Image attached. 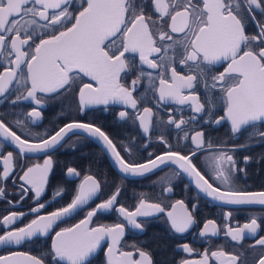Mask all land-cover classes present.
I'll use <instances>...</instances> for the list:
<instances>
[{"label": "snow or ice", "instance_id": "snow-or-ice-1", "mask_svg": "<svg viewBox=\"0 0 264 264\" xmlns=\"http://www.w3.org/2000/svg\"><path fill=\"white\" fill-rule=\"evenodd\" d=\"M149 5L159 14L155 19L153 14H146L145 8ZM255 9L261 10L260 20L256 19ZM249 17L256 28L254 33L245 30ZM165 18L167 30H164ZM154 54L156 58L150 59ZM135 55H138L140 65L150 69L163 68L170 73V78L164 79L163 72L153 76L152 72L143 71L134 59L129 58ZM0 57L5 61L0 71V103L7 100L14 105L31 100L41 106L49 94L62 95L75 88L79 112L95 106H105L107 110L111 104H120L135 111L131 115L127 110L120 111L118 119L138 121L143 133L148 134L154 127L153 109L138 108L139 101L133 93L142 80H147L149 88L158 80L159 87L155 89L158 104L164 101L180 105L188 103L194 114L205 112L215 124L230 121V131L234 135L247 130L248 142L239 147H251L252 141L264 142V131L260 130L264 126V0H0ZM225 62L222 71L212 73V66ZM177 63L187 67V75L177 72ZM133 71L137 73L135 78L125 86L122 78H127ZM85 78H90L91 82H83ZM198 85L207 90L204 102L197 92ZM217 89L218 94L212 95ZM12 96L14 99H9ZM145 96L146 92L140 99ZM217 104L223 106L225 114L213 120V109ZM27 116L35 123L42 118V113L38 107H33ZM192 119L181 117L177 120L169 115L167 123L182 130V126ZM13 123L25 127L20 120ZM70 134L99 143L102 151L110 155L115 166L126 176H145L175 164L178 169L172 175L186 173L207 197L226 205L264 207V191L235 190L239 187L235 184L236 160L229 153L236 151V147L225 150L222 145L214 146L210 139L205 140L203 131H197L191 137L184 133L183 138L190 139L193 145L188 155L171 151V145H168V151L144 163H129L109 135L95 123L72 120L53 134L36 133L39 142H32L21 139L0 119V136L15 144L20 154L53 149ZM158 139L167 144L163 136ZM79 142L73 141L71 146L75 147ZM120 143L125 154L131 156V149ZM3 146L0 142V147ZM202 149L208 153L204 157L205 167H211L214 182L219 181L226 190L214 187L193 163ZM2 159L4 167L0 178L7 179L14 168L13 153L8 152ZM250 159L248 156L243 158L245 163ZM51 167L52 157L49 156L43 165L27 167L20 177L34 190L37 202L45 190ZM240 171L244 172V169ZM67 174L79 175L73 167L67 168ZM168 175L160 177L162 185H170ZM25 184L20 185L24 195L29 190ZM100 190L101 183L95 177L85 176L70 203L47 215L38 214L45 207L38 203V207L31 209L37 217L24 227L5 231L0 235V245H18L37 234H48L57 221L87 205L98 197ZM64 191L59 188L54 198ZM172 191L171 186L162 188V192ZM4 195L5 189L0 187V197ZM119 195L118 186L108 199L88 211L85 219L56 231L50 254L45 255H50L55 264H90L102 243L108 240L106 264H154L151 254L136 244L131 245L132 251L121 249L125 224L142 232L144 226L138 218L166 214L171 229L185 233L196 223L193 213L197 203L189 210L184 200H176L168 210L162 203L148 202L141 194L134 210L130 211L123 205L117 206ZM113 210L125 223L90 226L97 212ZM24 215L26 213L12 212L3 217V224L12 225ZM231 215V212L225 214L223 226L224 235L231 241L239 243L246 235L253 238L258 235L261 225L257 218L232 227L227 223ZM220 231L215 220H207L200 235L216 236ZM179 247L186 252L193 251L188 244ZM248 247L264 249V235ZM211 258L219 264H247L243 252L229 253L222 247L217 251L205 250L200 259L181 260L179 264H210ZM0 264H45V261L26 252H13L9 256H0ZM161 264H168L167 259H162ZM253 264H264V254Z\"/></svg>", "mask_w": 264, "mask_h": 264}, {"label": "flooded vegetation", "instance_id": "flooded-vegetation-1", "mask_svg": "<svg viewBox=\"0 0 264 264\" xmlns=\"http://www.w3.org/2000/svg\"><path fill=\"white\" fill-rule=\"evenodd\" d=\"M146 14H153L155 19L159 14L154 13L152 7L149 5L145 8ZM256 19L260 20L261 10L255 9ZM167 30V18H165V28ZM246 32L254 33L256 28L251 18H248L246 24ZM27 50V49H25ZM179 51V49H177ZM128 55V54H126ZM14 59V57H12ZM134 59L136 65L145 72H152L153 76L164 73L163 78L169 79L170 73L161 69H150L147 65L139 64V57H129ZM151 58H156L155 54ZM159 62V61H158ZM5 61L0 57V71L3 70ZM177 72L184 75L188 74V69L184 65L177 63ZM226 67V62L212 66V73H218ZM136 71H133L127 78H122V83L128 86L131 79L136 76ZM85 83L91 82L90 78H85ZM15 87V85H14ZM159 87L158 80L155 81L152 88H149L147 80H142L137 91L133 95L138 99V108L151 107L153 109V125L154 127L148 134H144L143 130L139 127L138 121H121L118 119L120 111H129L131 115L133 111L127 109L120 104H111L107 106H95L86 109L83 113L78 111L77 107V90L74 88L70 93L62 95L49 94L45 98V103L41 106H36L31 100L19 101L16 104H10L7 100L0 103V119L8 125L12 131L21 136V139H31L32 142H39L36 133L53 134L59 127L78 120L85 123H95L101 127L109 137L116 144L117 149L125 160L129 163L135 161L141 163L149 158H154L165 151H168V145H171V151H179L182 155H188L189 150L193 148L191 140H185L184 133L187 132L189 137L197 131H203L205 140H211L214 146L222 145L225 150L236 147V151L229 154L233 155L236 160V179L235 184L239 187L235 190L252 191L264 190V142L252 141V146L243 148L239 147L247 143V130L241 131L238 134H232L230 131V121H223L220 124H215L209 120L205 112L194 114L189 104L180 105L173 101H164L157 103L158 92L155 91ZM146 92L143 100L140 99L141 95ZM197 92L200 95L201 102H204L207 90L200 85L197 86ZM187 94V92H185ZM218 89L212 95H217ZM43 95V94H40ZM9 99H14V96ZM33 107H38L42 113V118L35 123L27 116ZM223 106L217 104L213 109L212 119L224 115ZM169 115L179 120L183 117L188 120L193 117L191 122L182 126V130H177L174 125L167 123ZM15 120L23 122L25 127L17 126L13 123ZM264 131V126H261ZM31 132V135H30ZM163 136L167 144L161 142L158 137ZM79 140L80 142L72 147L73 141ZM0 142L3 147H0V177L3 175V159L2 156L7 155L8 152L13 153L14 168L7 179L0 178V187L5 189V195L0 197V235L5 231H12L16 228L26 226L37 215H47L48 213L57 210L60 207L66 206L71 202V199L76 194L80 183L85 176L91 175L101 183V190L98 197H94L87 205L82 206L73 215L67 217L63 221L56 223L48 234H37L36 237L28 238L20 244L0 245V256H9L13 252H26L31 256H36L45 261V264H55V261L50 258L51 243L55 237V232L62 228L71 227L79 221L85 219L88 211H91L97 204L108 199L109 196L115 192L116 188L120 187V195L117 199V206L123 205L130 211L134 210V205L141 198L152 203H162L166 209L171 203L176 200H184L188 205L189 210L192 205L197 203L193 215L196 223L185 233H177L170 227V223L166 214H156L155 216L142 219L138 218V222L144 226V231L133 230L125 224V235L121 240L120 247L125 251H132V244H136L142 250L148 251L154 264H161L162 259H167L168 264H179L181 260H196L200 259L205 250L217 251L221 247L224 251L234 254H245L247 264H253L254 260H258L261 254H264V249L257 247L255 250L250 249L248 246L255 243V239L260 235H264V207L259 205L253 206H224L214 203L204 197L201 193L194 188L185 175L180 172L178 176L172 175L178 168L169 165L163 167V170H155L153 173L146 174L145 176H126L119 173L110 158L104 151L101 145L95 143L90 139H85L83 136L69 135L65 140L53 149L38 152V153H24L20 154L18 147L9 140H4L0 136ZM123 142L131 149L132 155H126L121 146ZM149 154H152L150 157ZM207 150L202 149L197 152L193 163L202 172L210 183L215 187H221L219 181L214 182V177L211 167H205L204 157L207 155ZM49 156L52 157V167L48 174V181L45 185V190L38 198L34 196V190L31 186L25 184L20 179L23 172L27 167L34 164L43 165L44 160ZM250 157V161L245 163L243 158ZM210 164V162H209ZM73 167L77 169L78 176H69L67 168ZM240 169H244L241 172ZM245 172L247 175H245ZM168 175L170 180L169 184H163L160 177ZM25 184L29 190L24 195L20 190V185ZM171 186L173 191L171 193L162 192L163 187ZM65 191L60 196L54 198V193L59 188ZM24 198L21 200V196ZM38 203L45 204L39 213L32 212L31 209L38 207ZM12 212L26 213V215L17 219L12 225H4L3 217L10 215ZM231 212V217L227 218L229 226L235 227L237 224L243 225L249 222L250 218H257L258 224L261 225V230L258 235L253 238L246 235L242 242H233L230 237H226L223 233V226L226 223L225 214ZM207 220H215L217 226L221 229L219 235L201 236L200 232L203 225ZM115 223H125L123 218L116 211H107L104 213L97 212V215L92 218L90 226L97 225H112ZM110 243L108 240L102 243L101 248L91 258L90 264H106V249ZM188 244L193 251L186 252L181 247ZM66 264V262H61ZM210 264H219L215 258H211Z\"/></svg>", "mask_w": 264, "mask_h": 264}, {"label": "water", "instance_id": "water-1", "mask_svg": "<svg viewBox=\"0 0 264 264\" xmlns=\"http://www.w3.org/2000/svg\"><path fill=\"white\" fill-rule=\"evenodd\" d=\"M63 142V141H62ZM61 142V143H62ZM58 146V145H57ZM50 150V149H49ZM42 152V151H41ZM32 153H38V152H32ZM108 157L110 158V160H111V163L113 164V166L115 167V169L119 172V173H121V174H123L122 172H120L119 171V169L115 166V164H114V162H113V160H112V158L110 157V155H108ZM145 162V161H144ZM144 162H141V163H144ZM170 165H173V166H175V167H177L178 168V166L177 165H175V164H170ZM183 173V172H182ZM184 175H185V177L188 179V181L191 183V185L194 187V188H196L197 189V191L199 192V193H201L200 191H199V189L196 187V185H195V183H194V181H192V179L190 178V177H188V175L186 174V173H183ZM123 175H125V174H123ZM214 186V185H213ZM215 187V186H214ZM222 191H223V189H221ZM257 191H264V190H252V191H249V192H257ZM204 197H206L207 199H209L210 201H212V202H214V203H218V204H221V205H224V206H243V205H226V204H224L223 202H221V201H218V200H215V199H213V198H211V197H207L206 196V194H203V193H201ZM74 214V213H73ZM73 214H71V215H73ZM70 215V216H71ZM67 217H69V216H67ZM67 217H63L60 221H63L64 219H66ZM60 221H57V223L58 222H60ZM110 242V241H109Z\"/></svg>", "mask_w": 264, "mask_h": 264}]
</instances>
